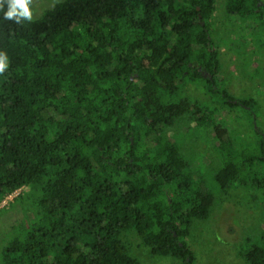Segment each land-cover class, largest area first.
Listing matches in <instances>:
<instances>
[{"label":"trees","instance_id":"16d2710c","mask_svg":"<svg viewBox=\"0 0 264 264\" xmlns=\"http://www.w3.org/2000/svg\"><path fill=\"white\" fill-rule=\"evenodd\" d=\"M215 3L64 0L20 23L0 12L8 57L0 74V204L27 188L14 202L30 213L0 264H142L126 234L152 258L197 264L187 240L214 198L168 135L184 120L186 128L213 127L223 148L213 176L221 192L255 169L251 187L264 199V170L254 168L264 166L262 135L235 151L224 125H211L204 105L181 95L186 82L201 83L223 105L255 114L253 98L236 99L218 83ZM263 8L262 0H226L224 13L257 18L263 31ZM238 254L264 264V233Z\"/></svg>","mask_w":264,"mask_h":264},{"label":"rangeland","instance_id":"374dc122","mask_svg":"<svg viewBox=\"0 0 264 264\" xmlns=\"http://www.w3.org/2000/svg\"><path fill=\"white\" fill-rule=\"evenodd\" d=\"M63 1L31 0L28 5L32 13L30 21L39 19L45 11ZM225 1L216 0V11L211 18V37L220 53L217 80L230 96L253 98L257 102L255 114L223 105L217 96L202 88L201 83L186 82L181 95L203 104L210 124L224 125L235 151H243L256 144L259 135L264 136V30L257 18L241 21L235 15L226 16ZM188 124V120L178 123L168 135L174 137L190 159L199 174L202 190L211 193L214 205L208 220L193 223L187 245L195 254L197 264H246L238 253L245 247L260 245L264 233V199L261 192L251 187V178L258 175L257 171L251 170L242 184L235 183L225 193L221 192L213 176L222 164L223 148L215 138L213 127L197 130L194 124L186 128ZM254 168L264 170V166ZM26 191L28 189L23 188L0 204V252L14 228L28 223L30 213L26 210L29 206L22 205L21 201L14 202L17 195ZM125 239L130 244L131 255L142 264H180L171 258L150 257L134 234H126Z\"/></svg>","mask_w":264,"mask_h":264},{"label":"clouds","instance_id":"9594fccd","mask_svg":"<svg viewBox=\"0 0 264 264\" xmlns=\"http://www.w3.org/2000/svg\"><path fill=\"white\" fill-rule=\"evenodd\" d=\"M30 2L31 0H0V12L5 20H14L16 23H20L21 19L31 20L32 13L28 7ZM7 67L8 57L5 52H0V74H3Z\"/></svg>","mask_w":264,"mask_h":264},{"label":"water","instance_id":"95a60500","mask_svg":"<svg viewBox=\"0 0 264 264\" xmlns=\"http://www.w3.org/2000/svg\"><path fill=\"white\" fill-rule=\"evenodd\" d=\"M200 19H201V18L199 17V20H200ZM203 25H204V23L201 22V26H203ZM201 75H202L204 78L208 77L209 79H211V76H209L207 73L201 72ZM262 138L264 139V136H262Z\"/></svg>","mask_w":264,"mask_h":264},{"label":"flooded vegetation","instance_id":"af4514ba","mask_svg":"<svg viewBox=\"0 0 264 264\" xmlns=\"http://www.w3.org/2000/svg\"><path fill=\"white\" fill-rule=\"evenodd\" d=\"M261 12H262V15L264 16V8L261 10Z\"/></svg>","mask_w":264,"mask_h":264},{"label":"built area","instance_id":"2783aa9c","mask_svg":"<svg viewBox=\"0 0 264 264\" xmlns=\"http://www.w3.org/2000/svg\"><path fill=\"white\" fill-rule=\"evenodd\" d=\"M11 196V195H10ZM10 196H7L5 199H8Z\"/></svg>","mask_w":264,"mask_h":264}]
</instances>
